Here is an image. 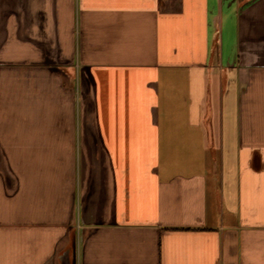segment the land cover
Listing matches in <instances>:
<instances>
[{
	"label": "crops",
	"instance_id": "obj_1",
	"mask_svg": "<svg viewBox=\"0 0 264 264\" xmlns=\"http://www.w3.org/2000/svg\"><path fill=\"white\" fill-rule=\"evenodd\" d=\"M73 263L264 264V0H0V264Z\"/></svg>",
	"mask_w": 264,
	"mask_h": 264
},
{
	"label": "rangeland",
	"instance_id": "obj_2",
	"mask_svg": "<svg viewBox=\"0 0 264 264\" xmlns=\"http://www.w3.org/2000/svg\"><path fill=\"white\" fill-rule=\"evenodd\" d=\"M89 87V86H88ZM78 93L75 92V96L77 98ZM80 98L82 99L83 102H86V106L87 107V114H90L92 112V103H91V99H92V93L88 92V93H82V95L80 96ZM81 101V100H80Z\"/></svg>",
	"mask_w": 264,
	"mask_h": 264
},
{
	"label": "water",
	"instance_id": "obj_3",
	"mask_svg": "<svg viewBox=\"0 0 264 264\" xmlns=\"http://www.w3.org/2000/svg\"><path fill=\"white\" fill-rule=\"evenodd\" d=\"M73 264H75V263H73Z\"/></svg>",
	"mask_w": 264,
	"mask_h": 264
}]
</instances>
